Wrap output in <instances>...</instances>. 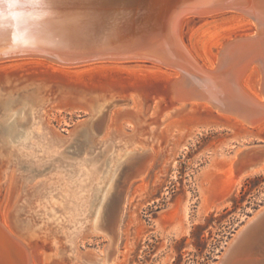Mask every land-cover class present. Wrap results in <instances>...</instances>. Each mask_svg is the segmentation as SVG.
<instances>
[{
	"label": "rangeland",
	"instance_id": "rangeland-1",
	"mask_svg": "<svg viewBox=\"0 0 264 264\" xmlns=\"http://www.w3.org/2000/svg\"><path fill=\"white\" fill-rule=\"evenodd\" d=\"M252 24L244 13L230 9L195 22L187 40L184 37L195 57L209 66L221 42L250 31ZM147 60L99 58L56 65L38 56H26L6 60L5 64L7 69L16 64L19 69L13 73L31 76L58 72L65 81H83L85 85L106 81L163 85L169 72H177ZM29 78V82L35 80ZM9 79V83L0 82V185L6 181L5 173L16 182L14 225L20 230L30 229L34 238H46L48 248L52 247L49 253L61 255L67 264H97L96 256H104L111 222L102 218L98 222L102 229L92 227L105 184H109L112 168L125 152L138 145L149 147L154 136L149 130L158 133L152 142L155 158L146 175L133 178L128 187L119 237L110 257L118 251L124 264H219L230 241L264 207V172L241 180L229 166L237 151L264 143V130L251 134L243 125L218 121L215 112L210 117L207 111L187 112V108L167 121L148 112L138 120L137 111L127 106L124 112L130 116L122 120L121 130L106 136L107 114L116 103L95 107L98 111H93L98 114L90 120V107L85 103H79L84 109H74L63 104L64 99L29 85L24 78ZM153 120L157 122L149 125ZM98 124L100 131L92 132L91 127ZM4 127L12 128L15 136L3 134ZM135 128L142 130L133 142ZM87 134L91 143L84 139ZM139 164L140 159H136L122 168L114 192L118 189L121 194L126 175H132ZM4 188L5 184L0 195ZM120 205L116 202L110 214L115 215ZM76 238L80 258L71 250Z\"/></svg>",
	"mask_w": 264,
	"mask_h": 264
},
{
	"label": "bare ground",
	"instance_id": "bare-ground-1",
	"mask_svg": "<svg viewBox=\"0 0 264 264\" xmlns=\"http://www.w3.org/2000/svg\"><path fill=\"white\" fill-rule=\"evenodd\" d=\"M142 1L144 2L145 0H0V14L2 15V17L4 18L6 15H10L9 18L6 19L4 18L5 19L4 21L8 22L5 23L7 25L6 27H3V24H0V31L7 30L5 33H3L4 35L2 34V36L0 37V44L5 42L18 41L19 37H21L22 39H27L33 36H41V37L47 36L59 41L61 40V41L69 42L70 40H78V41L85 40L88 39L89 37L98 35L101 36L103 40L109 41V39L113 38L116 32L118 31L117 26L119 25L120 20L122 18L127 17L129 11H131V8L135 10V8H137V6L140 5ZM155 1L156 0H150L147 3L149 5V10L147 11L148 13H145V16H149V17L152 16V14L150 15L149 11L154 10L153 8H155L156 5ZM197 1L198 2H192V3L184 1L182 4L176 7V12L175 11L173 12L175 14L169 20L168 27L170 31L177 36L180 43L179 45L184 49L187 55L185 58L183 57L182 60H184L186 63L187 62L190 63L193 67V70H196L195 63L197 62V64L202 69L209 71L214 69V67L216 66L219 58L218 53L213 55L214 58L211 61V63H209L210 65L206 66L202 64L195 57L189 45L186 43L184 37L185 26L190 19L187 13L195 9H198V7L194 6V4H197L200 1L204 2L205 0L204 1L197 0ZM169 2L170 0L167 1V4ZM249 2H252V0H249ZM121 6H123L124 8H122ZM214 13L216 14L215 11H211L208 12L207 14H210L209 16H213L215 15ZM209 16H206L204 19H206ZM259 16L261 22L264 24V10H262L259 13ZM39 23H41L42 25L37 26L34 32L33 31L30 32V30L33 28V27L31 28V26H29L30 28L21 30L22 26L24 25L31 24L33 26L34 24H39ZM262 29H264V27H262ZM254 30L255 27L254 24H252L250 31H244L243 33L237 34L235 36L231 35L229 38L221 42V44L219 45V50L225 45L226 42H229L234 37L243 36V35L244 36L253 35ZM167 43H170L171 45L173 44V42L171 41ZM26 56L41 57L46 61H48L47 62L48 64L53 63L56 65H71V64L55 63L47 56L34 55L31 53L19 54L17 56H10V57L5 56L3 58H0V82H4V81L8 82L10 81L9 79L10 77H12V79L15 78L14 77L15 73L13 72L19 69L18 67H16L15 62L13 63L12 61H11L12 65L15 64V66H11L10 67L11 69H7L9 67H7V65L5 64L8 63L6 62V60H11ZM107 58H111V57H107ZM112 59H125V58L114 57ZM148 60L159 63L154 59L148 58ZM21 61L24 62V60ZM36 62L37 61L33 63ZM39 62L40 61L38 60L37 63ZM225 63L226 64L224 67V71L229 70L230 73L233 72L232 74L233 82L242 91V93L241 92L237 93L236 99H238L239 96H241L243 100L248 99L249 101L253 100L257 102L264 101V96H263L264 95V44H260L257 49L247 53H242L240 50V52L234 55L233 57L230 56L227 57ZM56 67L60 68L61 66H55V68ZM187 71L188 72H185V76H182L181 79L179 80L177 79V81L175 82H173V80L179 78L180 73L169 72L170 75L167 81L163 85H160L158 83H153L148 85L142 83L123 84L118 81H117L118 83L116 81L115 83L110 81L101 82L102 80L100 81L101 83L95 84L96 82H94V84L92 83L91 85L90 84L88 85L86 83L87 85H85L83 81L79 83L65 81V79L62 78L65 76H63L60 73L62 75L60 77L57 74L58 72L57 73L54 72L52 74L38 73L31 76L25 74V75H21L20 77L16 76L15 80L16 79L21 80L24 78L26 81H28L27 78L32 77V79L35 80L30 82L28 81L29 85L33 84L34 88L35 87L42 88L44 91L47 90L45 92L46 95L48 93H51L50 96L56 95V97H60L64 99L65 103L64 102L62 103L66 105H71L74 107V109L83 108V106H81L79 103L81 102L82 104L85 103L90 107V114L88 116L90 120H93V118L96 117L95 114H98V113H94V111H96L94 110L95 107L100 108V105L102 103H105L107 105L111 103L113 104L116 103V105L114 104L115 106L112 109L109 116L107 114L108 121L105 123V127H104L106 136H110L113 134V132H119L121 130L122 120L125 118H129L130 116V113L124 112L127 110L126 109L127 106H131L132 109H135L134 111H137L138 120H141V118L139 117L140 115H142V113L146 115V113L148 112L150 115H155L157 113L158 116H163L167 121L172 117L173 114H177L179 110L181 109L183 110L184 108H187V112L207 111L210 117L211 116L213 117L214 116L213 113L215 112L216 115L214 117L217 118L218 121L220 120L229 125L234 124L235 127L236 125H243L241 127H244L247 130V132L251 134H256L257 132L259 133L262 130H264V117H262L263 118L262 120H259L257 122L252 121L251 124H248L244 119V117L236 113L234 114L233 112H223L220 110H219L220 112H217L208 101L209 99L206 97V94L200 93L198 89H196V86L200 84L202 78L199 77L198 75H195L196 72L190 70ZM229 76H231V74ZM57 78H61L63 81H65V83L59 80L55 81ZM36 79H39L40 81H36ZM109 79L114 81L112 78ZM11 83L13 84V81H11ZM171 83L173 84V93L169 89ZM143 87H147V88H143ZM151 88H153L152 91L150 90ZM50 96L45 97L44 95L43 98L44 99L48 98L49 100ZM174 96L177 99H174ZM37 101H42V99H38ZM12 105H8V107ZM121 106H125V107H121ZM222 115L224 117H222ZM165 120H163L164 124H165ZM145 121H147V119H145ZM156 122L157 120H153L152 122L149 123V125L154 124ZM163 122L160 123L163 124ZM160 123H157L158 126L160 125ZM6 127L2 129V133L3 134L11 133L13 127L12 126H11L12 128H6ZM100 129H101V124H98L96 128H93V126L91 127L92 132L100 131ZM141 130H139L138 128L134 129V135H136V137L134 138L131 137L133 142L134 140L139 139L138 137L140 136L138 135L140 134ZM149 133H151L152 136L154 135L152 141L148 142L149 147H138L139 146L138 145L134 147L135 148L134 150L125 152L126 153V154L124 153L125 157L123 159L119 158L120 160L119 161L117 160L118 163L115 162L117 166L112 168L114 170H112L111 173L112 175L109 178L110 179L109 184H105V186L107 185V187H105L103 200L101 199L102 202L100 200L101 206L98 204L100 208H98L97 210L96 221L95 219L93 220L95 221V223L92 228L97 230L99 228L102 229V226H99L98 222L103 218V215L106 212L105 210L106 202H108L110 197H112V194L116 187L115 184L116 179L119 175V172L122 170L124 166L126 169L127 168L126 165L129 166L130 164H132L134 160L140 159L139 166L137 167V169L134 170L135 176L144 177L146 175L148 169L150 168L153 162V159L155 158L156 148L152 146V142L155 139L156 135L158 136V133L155 134L154 131L149 130ZM142 134L144 133L141 132V135ZM7 135L9 136V134ZM84 139L87 142L90 143L92 142V138L89 134H87ZM140 141L142 142L141 139ZM237 154L230 159L229 166L231 170L234 167V163L236 162ZM251 160H252V165L246 171L240 170L239 172H237L239 176L238 178H240L241 180L246 176H251L254 174L264 172V156L258 159H251ZM3 178L6 181L4 182L5 184L4 193L3 195H0V264H67L65 258H63L61 255L59 254L55 255L54 252H52L53 254L49 253V249H52V247L48 248V245L46 244L47 241L46 238L45 240L42 238H41L42 240H39L40 238H34V235H32L33 231L31 233L30 229L23 227V229L20 230L18 226L14 225L12 220V214L15 205L14 190L17 188L15 185L16 182H14V179L11 175L6 173L4 174ZM4 184L1 183L0 185V194L2 193L1 186H4ZM127 200H128V196H127ZM103 229L107 230V227L105 228L103 227ZM35 233L36 232H34V234ZM74 242L75 243H73L72 245L73 247H71L72 248L71 250L74 249L76 253V258H80L81 253L79 250L77 238L75 239ZM112 245H113L112 241L109 240L105 248L104 256H99V255L96 256V259L98 261L97 264H124L123 257L119 255L118 251H116V253H114V255L110 257V251L113 247ZM43 249L45 250V252L42 251ZM231 262L227 264H230Z\"/></svg>",
	"mask_w": 264,
	"mask_h": 264
},
{
	"label": "water",
	"instance_id": "water-1",
	"mask_svg": "<svg viewBox=\"0 0 264 264\" xmlns=\"http://www.w3.org/2000/svg\"><path fill=\"white\" fill-rule=\"evenodd\" d=\"M149 1L150 0L142 1L143 3L141 2L135 10L131 8L127 17L120 20L117 26L118 31L109 41L103 40V38L98 35L89 37L85 40H70L69 42L59 41L47 36H33L34 38L29 37L27 39L19 37L18 41L0 44V58L31 53L34 55L47 56L53 60V62L60 64H75L107 57L130 59L150 58L159 62L157 64H161L166 68L175 69L180 73V77L174 79L173 82L185 76V72H188L187 70L196 72L195 75L202 78L200 84L196 86V89H198L200 93L206 94V97L209 99L208 101L217 112L236 113L244 117L248 124H251L252 121L257 122L262 120V117H264V101L243 100L241 96L236 99L237 93H242V91L233 82V72L230 73L229 70L224 71V67L227 57H233L238 54L240 50L242 53L250 52L257 49L260 44H264V29H262L264 24L261 22L259 16V13L264 10V0H252V2H249V0H203L204 2L200 1L194 4L198 9L187 13L190 19L184 30L186 40L187 33L191 26L195 22L201 21L206 16H209L210 14L207 13L211 11L219 13L230 9L238 10L248 16L254 24L255 30L253 35L234 37L232 40L225 43L218 52L219 58L216 66L209 71L202 69L197 62L195 63L196 70H193L190 63H186L182 60L183 57L185 58L187 55L184 49L179 45L180 43L177 36L171 32L168 27L169 20L175 14L173 12H176V7L184 1L189 3L198 1L170 0L167 4L169 0H156L155 8H153L154 10L149 11L150 15L152 14L150 17L145 16V13H148L147 11L149 10V5L147 4ZM121 7L124 8L123 6ZM9 16L10 15H6L4 18H9ZM1 18L3 17L0 14V24L6 27L7 25L5 23L8 22H5V19ZM40 25L42 24H34L33 26L31 24L24 25L21 30L30 28L29 26H31V28H33L30 32H34L36 30L35 28ZM6 31L7 30L0 31V37ZM169 41L173 42V44L167 43ZM230 74L231 76H229ZM21 75L22 74H19V72H16L14 77H20ZM153 88L150 90L152 91ZM169 89L173 93L172 83ZM174 99L177 98L174 96ZM77 152H80V150ZM263 152L264 143L237 151L235 153V155L238 153L236 162L234 163L235 171H246L252 165L251 159L261 158L264 156ZM134 172L132 175H126L123 181L121 194L117 189L112 194L109 201L106 202V212L103 218L107 217L111 222L106 234L109 240L112 241L113 247H116V240L119 237L118 229L128 187L132 179L137 178ZM118 196L121 197L119 200L117 198ZM118 201L121 204L119 210L115 211V215H111V209ZM229 262H231L230 264H264V207L260 209L230 241L219 264H227Z\"/></svg>",
	"mask_w": 264,
	"mask_h": 264
},
{
	"label": "flooded vegetation",
	"instance_id": "flooded-vegetation-1",
	"mask_svg": "<svg viewBox=\"0 0 264 264\" xmlns=\"http://www.w3.org/2000/svg\"><path fill=\"white\" fill-rule=\"evenodd\" d=\"M15 105H16V104H14L13 106H15ZM11 107H12V106H11ZM10 135L15 136V134H13V132H11Z\"/></svg>",
	"mask_w": 264,
	"mask_h": 264
}]
</instances>
